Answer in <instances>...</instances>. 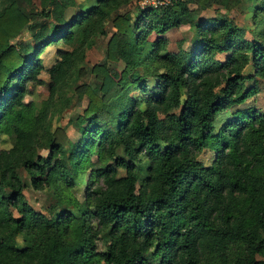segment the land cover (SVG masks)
Segmentation results:
<instances>
[{
  "label": "trees",
  "instance_id": "obj_1",
  "mask_svg": "<svg viewBox=\"0 0 264 264\" xmlns=\"http://www.w3.org/2000/svg\"><path fill=\"white\" fill-rule=\"evenodd\" d=\"M56 1L0 0V264H264V107L219 120L264 91V0H58L54 20ZM39 85L43 99L24 101ZM74 96L79 135L61 141L53 115ZM24 108L25 127L9 121Z\"/></svg>",
  "mask_w": 264,
  "mask_h": 264
},
{
  "label": "rangeland",
  "instance_id": "obj_2",
  "mask_svg": "<svg viewBox=\"0 0 264 264\" xmlns=\"http://www.w3.org/2000/svg\"><path fill=\"white\" fill-rule=\"evenodd\" d=\"M77 5L84 4L86 3V0H73ZM213 1V0H210ZM45 3V2H42ZM54 10H55V15L53 16L54 20H60L62 17V11L60 8V2L57 0L54 5ZM133 7L136 9L139 7V0L133 1L129 6V10H133ZM189 7L192 9V13L194 16H199L203 15L206 12H203L200 10L198 4L190 3ZM213 8H219L216 4L212 5L210 10L207 12L213 13ZM74 9V10H73ZM78 8L76 7H69L66 10L65 18L70 17L74 14L75 10ZM127 9V8H126ZM221 11V10H220ZM222 12H225V15H229L232 19H235L236 17V12L231 10H222ZM242 21L240 20V24ZM250 26V21L247 19L245 21ZM248 26V27H249ZM108 36L107 37H100L95 45L86 52L85 59L82 63V66L80 68V73H79V80L82 83H88L92 81V75L90 73V68L96 64L101 62L104 59V54H105V48H106V43L108 40V37L111 35V32L113 31V27L111 26V22H108L106 26ZM182 30L187 29V26L184 25L181 28ZM26 33V32H25ZM175 33V34H174ZM172 35L173 37H179L180 32L177 30L174 32ZM155 35H151V37H154ZM181 37V36H180ZM179 37V38H180ZM247 38H250L249 32L246 33ZM175 43V42H174ZM61 47V46H60ZM220 58H223L222 56H219ZM42 59L43 62L49 66L51 65L55 59H56V48L55 46H48L46 50L42 54ZM110 66V72L112 75H114V78H119V72L123 68L124 64L122 61L114 62V61H107ZM246 74L252 73V69L250 67L246 68L244 70ZM41 77L44 79L45 75L41 74ZM78 85L75 87V94L78 93L81 89L82 86ZM45 96V87L42 85L36 86L32 88L31 93L26 95L24 98V101H33V103H38L40 102L41 99ZM86 100L84 98H79L75 97L73 98L72 105L65 109L60 115H53L52 119V130L54 131L57 139H60L61 141H64L65 139H70V140H75L77 139L80 131V126L78 125L76 119V114L80 113L82 109L86 105ZM238 105V104H236ZM264 107V91L259 92L255 98L254 96L248 99L245 103L244 106L239 107L240 111H236L237 108L234 110H231V112H227L226 114L223 115V117H220V121H224L227 119H231L235 116L241 115L246 111L253 110L255 107ZM8 119L10 122H12L15 125H18L20 127H25L28 122H29V109L24 108L21 110L15 111L13 114L8 116ZM9 146L8 143L1 142L0 141V149L2 148H7ZM47 149L44 150L43 153H46ZM200 160L203 161L204 164H209L212 159V152L209 150H204L200 156L198 157ZM85 188L84 183H80L75 187V195L77 198H81L83 190ZM26 195L28 196V201L35 207L38 208L41 206V203L44 201L45 194L40 192V191H30L29 193L26 192Z\"/></svg>",
  "mask_w": 264,
  "mask_h": 264
},
{
  "label": "built area",
  "instance_id": "obj_3",
  "mask_svg": "<svg viewBox=\"0 0 264 264\" xmlns=\"http://www.w3.org/2000/svg\"><path fill=\"white\" fill-rule=\"evenodd\" d=\"M173 0H139V7L145 8L149 5L159 6V5H168L171 4Z\"/></svg>",
  "mask_w": 264,
  "mask_h": 264
}]
</instances>
